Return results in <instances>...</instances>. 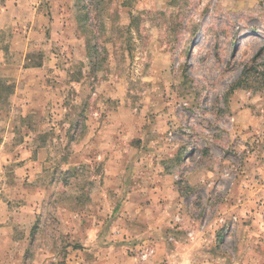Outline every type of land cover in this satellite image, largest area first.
Segmentation results:
<instances>
[{"label": "rangeland", "instance_id": "obj_1", "mask_svg": "<svg viewBox=\"0 0 264 264\" xmlns=\"http://www.w3.org/2000/svg\"><path fill=\"white\" fill-rule=\"evenodd\" d=\"M0 264H264V0H0Z\"/></svg>", "mask_w": 264, "mask_h": 264}, {"label": "trees", "instance_id": "obj_2", "mask_svg": "<svg viewBox=\"0 0 264 264\" xmlns=\"http://www.w3.org/2000/svg\"><path fill=\"white\" fill-rule=\"evenodd\" d=\"M236 84H238V82Z\"/></svg>", "mask_w": 264, "mask_h": 264}]
</instances>
